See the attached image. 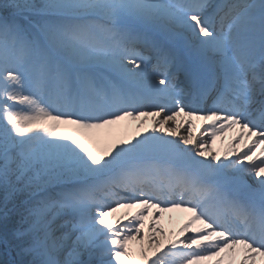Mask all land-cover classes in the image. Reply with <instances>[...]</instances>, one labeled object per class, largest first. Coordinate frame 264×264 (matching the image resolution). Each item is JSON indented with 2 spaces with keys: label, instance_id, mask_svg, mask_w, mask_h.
<instances>
[{
  "label": "snow or ice",
  "instance_id": "6c2138e0",
  "mask_svg": "<svg viewBox=\"0 0 264 264\" xmlns=\"http://www.w3.org/2000/svg\"><path fill=\"white\" fill-rule=\"evenodd\" d=\"M0 264H264V0H0Z\"/></svg>",
  "mask_w": 264,
  "mask_h": 264
},
{
  "label": "bare ground",
  "instance_id": "6f19581e",
  "mask_svg": "<svg viewBox=\"0 0 264 264\" xmlns=\"http://www.w3.org/2000/svg\"><path fill=\"white\" fill-rule=\"evenodd\" d=\"M128 122V121H127ZM136 123L134 121H130L129 123H126L128 126L125 125L124 121H121L120 123L116 124V125H120L119 129L120 132H118L120 135H127L129 136V134H135L136 132ZM197 125H200L203 123V121H196ZM113 125V126H116ZM240 133V129L239 126H236L234 128H232L231 130L227 131L224 133L223 137H217L215 142L212 143L211 147L212 149H214L215 151H218L221 153V155H223V153L225 151H231L232 148V142L234 140V138L239 135ZM104 139V138H102ZM248 140L247 135H245V140L241 141L239 144H237L235 147L237 149L242 148L243 144ZM125 210H121V212H117L115 214V217H119L122 212ZM184 213V212H183ZM185 217L181 212L179 211H175V212H166L164 214V218L162 221L163 226L166 229L169 230H176L179 228L180 224L183 223V220ZM113 221L115 222V219L113 218Z\"/></svg>",
  "mask_w": 264,
  "mask_h": 264
},
{
  "label": "rangeland",
  "instance_id": "374dc122",
  "mask_svg": "<svg viewBox=\"0 0 264 264\" xmlns=\"http://www.w3.org/2000/svg\"><path fill=\"white\" fill-rule=\"evenodd\" d=\"M125 122V125L126 126H128L126 123H129V120H128V122L127 121H124ZM119 126L120 125H116V126H113V125H111V126H109V128H107V129H102V130H94V132L93 133H90V135H96V136H99V137H101V138H104V139H112L113 137L111 136V130H113V129H115V130H117L118 132H120V129H119ZM136 128V127H135ZM131 135H133V134H129V136H131ZM251 182V181H250ZM185 217H183L184 218V220L190 215L189 213H187V212H181ZM183 220V221H184Z\"/></svg>",
  "mask_w": 264,
  "mask_h": 264
}]
</instances>
